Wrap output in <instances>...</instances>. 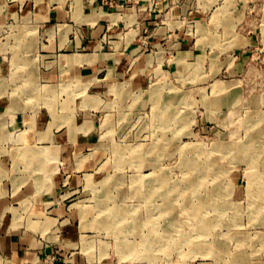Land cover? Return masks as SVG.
Masks as SVG:
<instances>
[{"label":"rangeland","instance_id":"374dc122","mask_svg":"<svg viewBox=\"0 0 264 264\" xmlns=\"http://www.w3.org/2000/svg\"><path fill=\"white\" fill-rule=\"evenodd\" d=\"M97 1L108 13L136 11L146 85H133V66L123 69L129 80L111 89L98 85L106 70L54 81L42 72L62 71L61 52L48 50L52 33L36 12L9 0L18 3L16 14L0 24V90L7 97L54 116L87 108L95 117V142L85 156L69 159L80 171L83 162L92 164L64 197L75 202L76 222L21 216L15 226L41 231L52 248L43 264H69L76 253L90 264H264V0H198L208 45L174 67L165 39L155 41L151 30L175 20L171 0ZM219 13L231 19L223 24ZM195 17L190 12L174 24L194 38ZM103 35L112 46L111 35ZM72 224L80 237L64 254L61 235Z\"/></svg>","mask_w":264,"mask_h":264},{"label":"crops","instance_id":"0c3cea01","mask_svg":"<svg viewBox=\"0 0 264 264\" xmlns=\"http://www.w3.org/2000/svg\"><path fill=\"white\" fill-rule=\"evenodd\" d=\"M172 2L175 20L190 12L197 17L194 38L182 27H176L175 20H169L167 26H152L149 20L144 26H152L155 41L165 39L174 67L184 59L195 58L208 45L203 39L208 29L203 28L204 11L198 0ZM146 3L140 7H146ZM17 4L0 0V24L16 14L18 5L25 12L34 10L52 33L48 50L61 52L62 71H44V76L59 81L63 76L79 72L83 78L91 79L96 70H106L102 81L97 79L98 85L111 89L112 83L128 79L130 73L123 69L133 66L136 72L129 78L133 85H146L147 77L141 71L146 57L138 53L139 45L134 41L139 31L138 25L134 27L136 11L108 13L97 0H20ZM141 13L149 15L150 11ZM221 15L216 18L223 24L231 19L229 16L225 21L226 14ZM104 32L113 38L112 46L103 43ZM252 40L253 33L248 31L245 41L252 43ZM0 66L2 71L5 67L1 61ZM6 95V91L0 90V264H43L44 256L52 248L43 244L41 231H24L21 226H15V221L22 220L21 216L37 221L47 216L51 219L61 216L73 224L76 222L75 202L64 197L76 191L80 174L90 172L92 164L90 160L83 162L80 171L69 159L74 153L85 156L95 142L92 134L95 117L87 108L68 109L66 116H54L45 108L28 110L20 101H14L10 92V97ZM60 157L67 160L62 168L54 164ZM73 224L65 227L61 235L60 248L64 254H69L80 237V231L72 229ZM47 239L53 242L54 232ZM69 264L90 263L84 255L76 253Z\"/></svg>","mask_w":264,"mask_h":264},{"label":"bare ground","instance_id":"6f19581e","mask_svg":"<svg viewBox=\"0 0 264 264\" xmlns=\"http://www.w3.org/2000/svg\"><path fill=\"white\" fill-rule=\"evenodd\" d=\"M28 31V30H27ZM26 31V32H27ZM31 31H32V29H31ZM26 47V46H25ZM122 149V148H121ZM126 149H124V151H125ZM118 151H119V149H118ZM117 152V151H116ZM125 154V153H124ZM128 156V155H127ZM140 176V175H139ZM144 176V175H143ZM142 176V177H143ZM138 178H141V176L140 177H138ZM157 180H160V188H163L162 190L164 191V193H167V189H165L167 186H165L166 184H167V176H164V175H162V176H158L157 177ZM94 181H95V178L92 176H88L87 175V185H91V186H93L95 183H94ZM164 181V182H163ZM161 182H163V183H161ZM148 194V196H149V198H150V195L151 196H154L153 194H154V192H149V193H147ZM149 198H148V200H149ZM164 214H167V210H164ZM168 215H169V213H168ZM194 215H195V213H194ZM87 216V215H86ZM86 216H84L83 215V217H82V219H83V221L85 222V220H86Z\"/></svg>","mask_w":264,"mask_h":264}]
</instances>
